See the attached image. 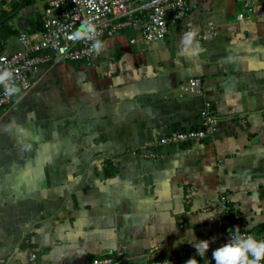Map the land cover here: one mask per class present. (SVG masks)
Here are the masks:
<instances>
[{
  "label": "crops",
  "instance_id": "0c3cea01",
  "mask_svg": "<svg viewBox=\"0 0 264 264\" xmlns=\"http://www.w3.org/2000/svg\"><path fill=\"white\" fill-rule=\"evenodd\" d=\"M48 1L0 0L1 26L18 30L2 52L23 48L19 31ZM189 1L190 14L163 40L121 29L92 61L43 67L0 109V264H29L31 251L42 264L118 253L131 264L182 253L215 264L231 229L264 236V0L249 14L244 0ZM210 23L218 36L198 42ZM193 30L192 44L182 43ZM192 77L203 78L206 97L177 95ZM205 99L219 117L212 137L157 144L200 128ZM144 147L159 156L137 155ZM189 232L209 240L205 257Z\"/></svg>",
  "mask_w": 264,
  "mask_h": 264
},
{
  "label": "built area",
  "instance_id": "2783aa9c",
  "mask_svg": "<svg viewBox=\"0 0 264 264\" xmlns=\"http://www.w3.org/2000/svg\"><path fill=\"white\" fill-rule=\"evenodd\" d=\"M256 0H244L246 11H252ZM191 5L189 0H49L43 10L42 30L29 32L20 30L18 40L22 49L12 53H0V72L10 70L16 86L28 91L33 79L41 72L42 68L58 61H92L97 53L92 45L98 40L104 42L107 36L117 34L126 27H136L140 30L145 43L163 40L175 25L188 17ZM243 12L241 19L246 17ZM95 25L96 32L92 40L85 36L77 37L84 23ZM219 34L217 27L210 23L196 36L200 43L211 41ZM177 95L180 97L204 96L206 88L202 77H192L181 83ZM13 96L5 94L4 85L0 84V109L7 107L12 102ZM201 127L191 130H175L162 137L157 144L170 145L183 142H196L212 137L218 129L219 117L217 116L211 100L205 99L201 113ZM240 123L247 127L246 116H241ZM137 155L143 158L158 157L159 153L151 147L138 149ZM223 204L227 218L224 224L232 228L236 216L223 197ZM235 230L227 233L230 239ZM241 234L250 235L256 240H264V236L252 231L239 230ZM190 258L189 253L173 258H149L135 264H186ZM29 264H42L38 254L31 251ZM85 264H131L122 254L108 255L87 259ZM264 264V260L260 262Z\"/></svg>",
  "mask_w": 264,
  "mask_h": 264
},
{
  "label": "clouds",
  "instance_id": "9594fccd",
  "mask_svg": "<svg viewBox=\"0 0 264 264\" xmlns=\"http://www.w3.org/2000/svg\"><path fill=\"white\" fill-rule=\"evenodd\" d=\"M95 32V25L86 22L75 35L77 37L83 35L87 39L92 40ZM195 35V30L185 33L182 37V43L191 45ZM102 46V42L98 40L92 45L97 53ZM0 84L4 85L5 94L10 97L17 95L20 91L14 82L13 72L10 70L0 72ZM193 237L195 235L189 232L188 241L186 242L195 247L197 256L205 257L210 247L209 240L198 241L197 238L193 240ZM212 258L215 260V264H260L264 260V240H256L250 235L241 234L237 228L227 243L213 251ZM186 264H198V261L196 257H192L186 261Z\"/></svg>",
  "mask_w": 264,
  "mask_h": 264
},
{
  "label": "trees",
  "instance_id": "16d2710c",
  "mask_svg": "<svg viewBox=\"0 0 264 264\" xmlns=\"http://www.w3.org/2000/svg\"><path fill=\"white\" fill-rule=\"evenodd\" d=\"M34 0H25L24 4L25 5H30L33 4ZM8 17V13H2L0 14V21L4 18ZM32 27L31 30H29V32H36L39 30H42L44 27L43 24V18L39 17L37 20L32 22ZM18 30L15 29L14 27H12L11 25L8 24V21H6L0 28V35L2 37V39H5L7 36H11V35H15L17 34ZM3 46L4 45H0V53L3 51ZM206 140V139H204ZM203 141V140H201Z\"/></svg>",
  "mask_w": 264,
  "mask_h": 264
},
{
  "label": "water",
  "instance_id": "95a60500",
  "mask_svg": "<svg viewBox=\"0 0 264 264\" xmlns=\"http://www.w3.org/2000/svg\"><path fill=\"white\" fill-rule=\"evenodd\" d=\"M4 21H5V20L0 21V26H1V24H2ZM1 42H2V38H1V35H0V44H1Z\"/></svg>",
  "mask_w": 264,
  "mask_h": 264
}]
</instances>
